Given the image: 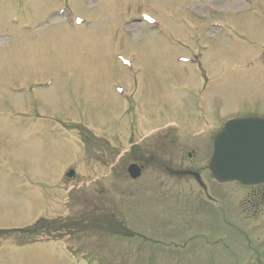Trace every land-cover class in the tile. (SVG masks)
Listing matches in <instances>:
<instances>
[{
    "label": "rangeland",
    "instance_id": "obj_1",
    "mask_svg": "<svg viewBox=\"0 0 264 264\" xmlns=\"http://www.w3.org/2000/svg\"><path fill=\"white\" fill-rule=\"evenodd\" d=\"M217 1L0 0V229L29 225L48 211L54 216L67 214L71 209L67 204L69 191L83 188L90 195L125 186L126 181L112 174L110 167L90 172L83 144L60 129L53 135L60 144L65 143L70 156L58 146L52 147L45 136L36 149L33 138L27 135L29 120L25 118L36 117L37 105L40 113L50 117L67 120L81 115L87 121L98 117L110 136L116 116L121 124L134 96L138 103L131 114L143 119L142 124L137 122L141 133L136 140H142L149 130L176 126L182 132L179 135L205 145L200 158L192 161L199 167L209 156L213 132L225 120L264 116L263 49L249 45V49L239 50L240 45L264 37V0H231V8L238 5L243 15L247 13L248 33L236 28L230 12L224 11L227 6ZM64 4L74 14L83 15L81 26L70 24L68 12L60 15L63 20L57 17L56 8ZM193 5L198 6L189 10ZM142 12L156 17V27L142 21ZM217 12L222 22L209 25ZM184 56L189 61H183ZM197 57L202 59L206 77L195 65ZM118 89L124 91L123 97L117 94ZM17 92L28 95L25 99L33 110L11 119L7 112L15 113L6 111L7 107L23 108ZM90 125L103 134L97 123ZM175 132V128L169 130V134ZM197 132L199 136L193 138ZM128 134L125 132V137ZM68 158L79 171V179L62 183L66 189L56 194L58 202L51 197L49 203L48 196L59 187L57 177L47 173L56 172ZM204 179L210 194H225L235 185L219 184L209 174H204ZM151 194L143 189L136 204L140 212L145 210L158 222L160 199ZM84 195L79 199L84 200ZM199 204L209 206L205 199H187L182 213L186 218L189 212L194 216ZM199 214L203 217L202 211ZM201 223L190 231L201 232L205 229ZM212 236L215 234L208 235ZM224 236L234 250L244 248L242 240L235 241L231 234ZM66 239L67 234L62 236V241ZM10 240L0 241V264H76L68 250L56 243L17 245ZM194 240L199 243L202 239ZM73 242L78 247L79 241L73 238ZM127 244L121 239L109 241L120 259L113 263L147 264L144 258L149 257V251ZM174 252L167 248L164 254ZM165 260L158 258L155 264H166Z\"/></svg>",
    "mask_w": 264,
    "mask_h": 264
},
{
    "label": "water",
    "instance_id": "obj_2",
    "mask_svg": "<svg viewBox=\"0 0 264 264\" xmlns=\"http://www.w3.org/2000/svg\"><path fill=\"white\" fill-rule=\"evenodd\" d=\"M259 123L258 120H237L226 125L215 140V154L211 162L213 173L223 179H235L237 173L251 172L253 164L261 165L254 161L264 156V138L258 142L260 134L254 135V127L259 129Z\"/></svg>",
    "mask_w": 264,
    "mask_h": 264
}]
</instances>
